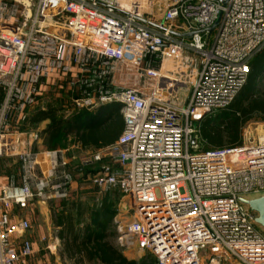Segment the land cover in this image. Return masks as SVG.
Wrapping results in <instances>:
<instances>
[{
  "label": "built area",
  "instance_id": "built-area-1",
  "mask_svg": "<svg viewBox=\"0 0 264 264\" xmlns=\"http://www.w3.org/2000/svg\"><path fill=\"white\" fill-rule=\"evenodd\" d=\"M263 48L264 0H0V161L21 162L0 171V264H34L23 214L70 198L72 158L100 194L129 201L113 220L122 249L264 264V231L240 200L264 195V119L223 148H205L198 123L231 104ZM124 66L139 81L119 83ZM46 94L65 117L119 103L123 131L98 149L46 147V126L19 128Z\"/></svg>",
  "mask_w": 264,
  "mask_h": 264
},
{
  "label": "trees",
  "instance_id": "trees-1",
  "mask_svg": "<svg viewBox=\"0 0 264 264\" xmlns=\"http://www.w3.org/2000/svg\"><path fill=\"white\" fill-rule=\"evenodd\" d=\"M262 81L264 48L251 59L248 79L233 102L225 109L208 114L198 121L205 148L237 145L241 142L243 127L254 115L264 119V89L259 85ZM4 96V90L0 89V106ZM59 102L56 99L47 109H38L19 128L35 127L40 122L49 120L44 130V143L49 148H57L61 140L71 136L73 141L82 143L84 147L98 149L114 143L123 131L124 119L119 103H108L94 111L83 109L73 113L70 118L63 119L58 115ZM223 116L225 118H219ZM76 170L83 173L81 178H85L90 167L78 166ZM72 195L71 193L70 196ZM111 196L109 193L103 194L91 220H83L84 227L80 229L82 233L76 231L80 220L72 211L76 203L68 205L70 198L61 201L58 223L60 227L66 226L65 229L61 227L62 231L58 233L63 246L65 245L62 256L73 260L74 264H85L86 261L90 264H156L151 256H145L140 261L128 258L112 241L105 240L104 232L113 224L117 213L116 202Z\"/></svg>",
  "mask_w": 264,
  "mask_h": 264
},
{
  "label": "rangeland",
  "instance_id": "rangeland-1",
  "mask_svg": "<svg viewBox=\"0 0 264 264\" xmlns=\"http://www.w3.org/2000/svg\"><path fill=\"white\" fill-rule=\"evenodd\" d=\"M123 72L121 76L117 77V80L120 81L119 83H124L126 85H132L134 82L139 81V77H140L138 74L139 72L135 67L124 66ZM259 85L261 86L262 89H264V81L260 82ZM55 102H56V99H54L52 95H49V94L44 95V97L41 98V100L38 103H36L29 109V117L30 115H33L38 109H47L52 103H55ZM59 109L60 108L58 107V115L63 119H68L73 115L72 113L70 116L65 117L67 116L66 113L59 112ZM219 118H225V117L223 116ZM259 119H261L260 116L254 115L248 122L259 120ZM48 122L49 120H44L40 122V124L41 126H46ZM242 132H243V129H242ZM75 143H80V142L73 141V137L67 136L66 139L61 140L60 146L58 147L67 148V147L73 146V144ZM88 148L89 147H84V146L82 147V149H88ZM79 151L81 150L75 149L72 152L73 154L76 155ZM75 159L76 158H72V162H71L72 164L69 167L70 169L69 171L72 175V180H73L72 187H71V193L73 195L70 196V199L67 201V203L68 205H71L73 202L76 203L75 206H73L72 211L76 217L80 218V220L77 222V225H76L77 227L76 231H78L79 233H82V230L80 229L84 227L83 220H91V217L93 216L94 211L97 210L99 207V203L101 202L100 200L103 196V193L100 194L99 190L96 187L91 186V184L87 182L85 178H81L82 172L76 170V167H78V161H75ZM14 166H16L15 171L17 172L21 166L20 160L18 162L14 158H3L0 161V171L4 175H6L5 172H11ZM109 194H112L111 199H113V201L116 202L115 209L117 211L118 210L124 211L125 208L129 206L130 204L129 201H127V199L122 196V193L118 189L112 190L111 192H109ZM117 196H119V198H117ZM250 197L253 198L255 196H250ZM41 204H44L43 212L42 210H40L41 207H39L38 211H34L32 213L26 212L23 214V216L27 214V216H29L31 220L32 227L29 230V234L34 231L35 227L38 228V226H42L43 229L46 228L47 225L48 227H53V229H55L54 230L55 234H58L59 231H62L63 228L65 229L66 228L65 225H63V227L61 226L62 227L61 229L58 223V214H60L59 211H61L60 210L61 202H57L54 204L53 203H41ZM45 204L47 206H45ZM77 213H80V214L78 215ZM43 214H46L47 216L44 217ZM258 227L260 230L264 231V227L260 225H258ZM48 231L49 230H46V232ZM51 235L53 236V234ZM104 236H105V240L112 241L115 244V246L125 256H127L128 258L140 261V259L138 258L139 257L138 253H136L135 251L131 252L128 250H124L120 247L119 245L120 242L118 241V232L116 231V226L114 224H111L110 226L107 227V229L104 232ZM61 244H62V241H61ZM60 246L62 249H53V253L55 254V256L59 257L60 252L62 253V250L65 248V245L62 246L60 245V242H58L56 247H60ZM68 264H74V261L68 258ZM85 264H90V263L86 261ZM222 264H241V263L239 261H236L235 259H231V261H224Z\"/></svg>",
  "mask_w": 264,
  "mask_h": 264
},
{
  "label": "crops",
  "instance_id": "crops-1",
  "mask_svg": "<svg viewBox=\"0 0 264 264\" xmlns=\"http://www.w3.org/2000/svg\"><path fill=\"white\" fill-rule=\"evenodd\" d=\"M39 207H41L40 210L43 212L44 204H40ZM43 216L45 217L47 215L43 214ZM46 230L49 231L46 232ZM54 230L55 229H53V227H48L47 225L44 229L42 226H38V228H34L32 233L29 234L28 232V236L31 237L33 241V248L36 252V255L34 256V264H68V258L66 256H62L61 252L59 257L55 256L53 253V249H62L61 246L56 247L58 242H60V245L63 246V244H61L62 240H59V235L55 234ZM51 234H53V236ZM138 254L139 259H141V256L142 258L145 256H151L155 261L154 257L150 254Z\"/></svg>",
  "mask_w": 264,
  "mask_h": 264
},
{
  "label": "water",
  "instance_id": "water-1",
  "mask_svg": "<svg viewBox=\"0 0 264 264\" xmlns=\"http://www.w3.org/2000/svg\"><path fill=\"white\" fill-rule=\"evenodd\" d=\"M218 21L214 23L211 27L208 28V31H212L217 25ZM189 36L192 34L189 33ZM240 200L245 203L251 211L256 214L255 221L258 225L264 227V195L253 197V198H244L241 197Z\"/></svg>",
  "mask_w": 264,
  "mask_h": 264
}]
</instances>
